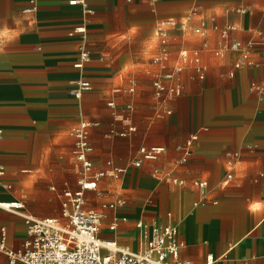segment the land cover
<instances>
[{"label":"crops","instance_id":"crops-1","mask_svg":"<svg viewBox=\"0 0 264 264\" xmlns=\"http://www.w3.org/2000/svg\"><path fill=\"white\" fill-rule=\"evenodd\" d=\"M233 42L250 45L245 65L237 52L215 56ZM81 46L89 60L75 69ZM156 79L180 95L157 99ZM75 80L90 86L79 98ZM81 122L92 171L105 173L86 208L124 202L105 212L101 240L136 251L137 222L170 224L182 261L264 264V0H0V204L60 219L62 192L78 189L71 131ZM153 147L163 153L142 160L139 149ZM22 213L0 208L13 250Z\"/></svg>","mask_w":264,"mask_h":264},{"label":"built area","instance_id":"built-area-1","mask_svg":"<svg viewBox=\"0 0 264 264\" xmlns=\"http://www.w3.org/2000/svg\"><path fill=\"white\" fill-rule=\"evenodd\" d=\"M70 5H76V1H71ZM195 30V34L201 33V28ZM232 26L227 27L221 36L226 38L228 32L232 31ZM73 33L83 34L84 29L77 27ZM227 51L237 52L240 55L238 65L246 64L250 51V45L241 46L238 42L223 44L214 51L215 56H222ZM190 62H198V53L193 52ZM186 60L185 54L181 55ZM89 60V54L84 47L79 48V58L74 63L75 69H81ZM181 72L180 67H176L163 77L166 80H174ZM70 84L74 87L73 95L79 98L82 91L89 90L87 82L75 80ZM153 87L155 96L159 100L177 97L181 93L179 85L166 88L159 80H154ZM255 91L261 94L260 87H255ZM110 108L114 107L112 102L108 103ZM89 124L79 123L71 131L73 139V155L80 166L78 189L76 191H63L60 196V219H34L24 215L21 203H8L4 210L22 213L25 223V238L18 249H10L5 243V231L0 229V256L3 255L9 264H191L180 259V251L183 243L178 238V230L175 226L162 223L146 224L139 221L135 225L138 235V249L130 251L119 248L114 242H106L100 239V231L103 220L108 210H115L124 205L123 201L117 203H104L100 210L95 211L86 208L85 193L95 191L98 181L105 176L104 172L93 173L89 155L92 151L88 140ZM130 132L133 129H129ZM110 134H113L112 132ZM119 136H124L120 134ZM196 137H192L182 149L183 156L181 163L186 161L189 154V147ZM163 153L162 148H141L139 155L142 160L154 161ZM134 167L140 166V161L132 163ZM123 170L113 169L112 174L118 177ZM1 175V173H0ZM156 175V172H154ZM231 175H227L224 183H228ZM201 191H204L207 183L197 182L195 184ZM124 221V220H122ZM109 230L114 231L116 221H112ZM211 256L206 258L205 264H213Z\"/></svg>","mask_w":264,"mask_h":264},{"label":"bare ground","instance_id":"bare-ground-1","mask_svg":"<svg viewBox=\"0 0 264 264\" xmlns=\"http://www.w3.org/2000/svg\"><path fill=\"white\" fill-rule=\"evenodd\" d=\"M6 204L2 205L1 207H5Z\"/></svg>","mask_w":264,"mask_h":264}]
</instances>
